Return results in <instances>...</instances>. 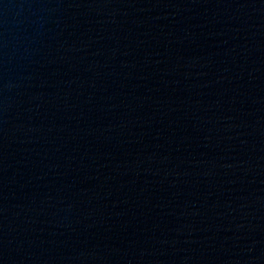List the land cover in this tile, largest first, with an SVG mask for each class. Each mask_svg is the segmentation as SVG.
Returning a JSON list of instances; mask_svg holds the SVG:
<instances>
[{"label": "water", "instance_id": "95a60500", "mask_svg": "<svg viewBox=\"0 0 264 264\" xmlns=\"http://www.w3.org/2000/svg\"><path fill=\"white\" fill-rule=\"evenodd\" d=\"M0 264H264V0H0Z\"/></svg>", "mask_w": 264, "mask_h": 264}]
</instances>
